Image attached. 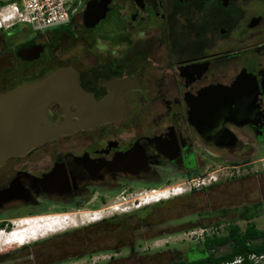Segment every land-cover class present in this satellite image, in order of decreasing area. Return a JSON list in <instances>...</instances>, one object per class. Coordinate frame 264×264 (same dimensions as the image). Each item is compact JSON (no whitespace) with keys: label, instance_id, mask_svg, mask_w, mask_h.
I'll list each match as a JSON object with an SVG mask.
<instances>
[{"label":"flooded vegetation","instance_id":"flooded-vegetation-1","mask_svg":"<svg viewBox=\"0 0 264 264\" xmlns=\"http://www.w3.org/2000/svg\"><path fill=\"white\" fill-rule=\"evenodd\" d=\"M59 67L73 69L95 101L115 93L122 112L9 156L0 165V233L44 213L86 209L96 216L80 224L72 216L70 228L14 243L0 251V264H133L146 240L137 239L139 228L161 233L182 226L162 227L151 214L115 211L120 208L109 203L119 196L133 203L134 183L181 184L210 169L215 181L165 204L194 201L198 221L208 224L205 192H219L224 182L231 198L217 201L225 209L210 238L225 235L236 221L244 223L237 224L241 230L252 223L264 231L255 222L264 216V166H249L264 152V0H74L62 25L0 28V94ZM75 111L71 105L72 122ZM48 116L63 121V106L51 104ZM220 166L231 171L225 180ZM235 208L241 210L236 221ZM209 240L173 248L158 264L230 250L207 246Z\"/></svg>","mask_w":264,"mask_h":264},{"label":"water","instance_id":"water-1","mask_svg":"<svg viewBox=\"0 0 264 264\" xmlns=\"http://www.w3.org/2000/svg\"><path fill=\"white\" fill-rule=\"evenodd\" d=\"M114 99L112 93L95 101L80 88L77 74L69 67H59L41 79L1 93L0 165L9 156L23 154L61 134L92 128L119 116L122 108L115 106ZM55 102L64 108L65 119L61 122L48 116V108ZM71 105L76 107L75 122L69 118ZM6 192L4 196L9 198L10 190Z\"/></svg>","mask_w":264,"mask_h":264},{"label":"rangeland","instance_id":"rangeland-1","mask_svg":"<svg viewBox=\"0 0 264 264\" xmlns=\"http://www.w3.org/2000/svg\"><path fill=\"white\" fill-rule=\"evenodd\" d=\"M2 11L1 6H0V12ZM19 27L22 26H30L29 24L26 23H19L17 24ZM12 27L13 25H10V21H5L3 23V27ZM260 160L253 162L251 164H249V166L251 167V171L255 170V169H260L263 168L264 166V152H262L259 156ZM247 164H243V166H241L238 170L239 174L241 175L242 173H246V168L248 166H246ZM221 170L218 171V177L221 178V180H225V176L228 177L230 175L231 171H228V169L224 168L223 166ZM218 169V167L216 168ZM215 169V170H216ZM212 170V169H210ZM209 170V171H210ZM236 173V169H234ZM180 184H163V185H155V186H149L151 188H164V187H172V186H177ZM223 188L219 190V192H214V191H208L205 192V197H208L207 199L210 201V204L206 205L204 203V206L202 207L204 212H203V218H205L203 221H207V219L209 220L208 224H202L198 221V219L202 218L201 216H198L197 214H195L194 212L197 211V206L196 203L192 204H187L186 201H182V203H173L170 204L169 206H165L164 209H153L151 210V212L149 214H151L152 218H156V219H161L159 221V223H162V227H167L168 225H180L182 227L181 230L177 229H172L169 231H164V232H158V231H153L150 230L144 226H142L141 228H139L135 233H137L139 236V238H137L138 240L140 239H146V240H142L141 243H139V249L133 253V264H158L161 260L168 258L169 257V250H172L173 248H180L182 246L185 247H189V246H199L201 245V243L203 242L204 238L206 239L207 237L210 238L212 235V232L214 231V227L215 224H213L218 218H217V214L225 209V208H220V206H218L216 203L217 201L220 202L219 200H229L231 198V191L229 190V186L231 185H227V183H222ZM228 186V187H227ZM149 188H142V186L139 183H134L133 184V203L129 202L127 198L124 199L121 196H119V198H116L115 202H110L109 204H113V205H117V207H119V210H115V211H120L123 209V212L126 211H130L133 209L137 210L138 208H141L144 204H149L152 203L150 205L147 206H151L155 203L153 202H157V201H150L151 198L146 199L145 201H142L140 206L141 207H137L139 204V199H141L140 197L143 195H139V191H145ZM137 193V194H135ZM233 195V194H232ZM139 197V199H138ZM161 200V199H160ZM159 200V201H160ZM239 203L237 202H233V206H237L238 207ZM263 207V211H264V203L262 205ZM218 208V209H217ZM220 208V209H219ZM111 211H114L112 209H109ZM233 213H234V219L236 221L237 219V213L241 212L240 209L235 208L232 209ZM60 213V212H57ZM64 213V215L61 216H55L54 218H58V219H63V221H60V224L62 227H57L54 226L52 229L47 230L45 225L42 223L39 229L41 230L39 232L38 235L33 236L34 238H28V240H32L36 239L37 237L40 238H45L46 236H49L50 234H54L51 233L55 230L60 229L61 231H63L62 229H66V228H70L73 225V221H72V216L74 218V223L75 224H80L82 222H88V217L89 216H93V212L90 211H81L79 214H74V210H69L66 212H62ZM51 213H44L41 215H38L39 217H46V216H42V215H49ZM53 214V213H52ZM66 214H72V215H66ZM66 216H68L67 219H64ZM71 216V217H70ZM37 217V218H39ZM53 218V219H54ZM197 220V221H196ZM238 220V219H237ZM223 223L225 221H222ZM257 224H259L260 227H264V216H262L260 219H258L257 221H255ZM237 224H239V226L241 228H243V222L242 221H236ZM133 225H135V221H133ZM30 228H32L31 225H29ZM206 227V228H205ZM60 232V231H58ZM49 233V234H48ZM56 233V232H55ZM39 238V239H40ZM7 242V235H3L2 233H0V251H4L6 249H8L9 247L15 245V244H6ZM63 245L67 246V243L64 242ZM161 248H164L163 252H157V250H160ZM228 250L227 246L222 247L221 249L217 250V254L223 253L225 251ZM125 252V251H124ZM153 254H156L154 257ZM83 260H80L79 262H77V264L82 263Z\"/></svg>","mask_w":264,"mask_h":264},{"label":"built area","instance_id":"built-area-1","mask_svg":"<svg viewBox=\"0 0 264 264\" xmlns=\"http://www.w3.org/2000/svg\"><path fill=\"white\" fill-rule=\"evenodd\" d=\"M73 1L74 0H0V2H5V5H0L2 9L0 18L5 21H10V25L26 23L34 30H43L66 23ZM5 21H3V23ZM3 23H0V28L3 27ZM215 180V172L207 170L201 175L189 178L177 186H167L164 188L153 187L142 192L139 191V195H143L140 197L141 199L138 197V205L148 198H158L160 194H166L167 198L162 199L165 200L178 196L185 191L197 190L203 186L209 185ZM93 215L96 216V214ZM55 216L60 215H53L50 217L53 218ZM245 259H248L251 264H264V253H249L246 257L239 255L233 260L209 264H243Z\"/></svg>","mask_w":264,"mask_h":264},{"label":"trees","instance_id":"trees-1","mask_svg":"<svg viewBox=\"0 0 264 264\" xmlns=\"http://www.w3.org/2000/svg\"><path fill=\"white\" fill-rule=\"evenodd\" d=\"M0 5H5V2H0ZM167 201H160L151 206H143L133 211L141 213L143 216L151 212L152 208L164 209ZM165 204V205H164ZM144 218V217H143ZM254 225L249 223L245 230L237 225H230L228 232L223 236H213L208 238L207 246L228 244L230 250L220 254L210 253L207 256L192 259L188 262H169L166 264H202V263H220L228 260H233L236 256H247L249 253H264V231L255 230ZM213 239V240H211ZM253 240H255L253 242ZM243 264H251L248 259H245Z\"/></svg>","mask_w":264,"mask_h":264},{"label":"bare ground","instance_id":"bare-ground-1","mask_svg":"<svg viewBox=\"0 0 264 264\" xmlns=\"http://www.w3.org/2000/svg\"><path fill=\"white\" fill-rule=\"evenodd\" d=\"M3 21L5 20L0 18V23H3ZM164 198H167L166 194H160L158 198L152 197L150 201H159L160 199L162 200ZM53 218L52 217H39L35 219L23 218L17 224V227H15V229L12 230V232L7 235L6 244H14V243L24 244L28 238H34L33 236L39 234V232L41 231L39 228L42 227L41 226L42 223L45 225L47 230L52 229L54 226H57L59 228L62 227L60 221H63V219H58V218L53 219ZM67 218L68 216H66L64 219ZM93 219L95 220L97 219V217H94ZM29 225H31L32 228H30Z\"/></svg>","mask_w":264,"mask_h":264},{"label":"clouds","instance_id":"clouds-1","mask_svg":"<svg viewBox=\"0 0 264 264\" xmlns=\"http://www.w3.org/2000/svg\"><path fill=\"white\" fill-rule=\"evenodd\" d=\"M103 48H104V45H101V49L103 50ZM181 195V194H180ZM179 196V195H178ZM176 197V196H175ZM168 199H170V198H168ZM168 199H165V200H168ZM161 201H164V200H161ZM155 203H157V202H155ZM143 206H147L146 204H144Z\"/></svg>","mask_w":264,"mask_h":264}]
</instances>
